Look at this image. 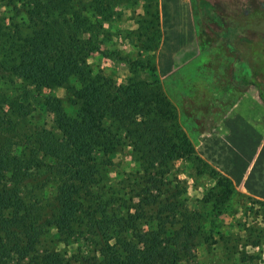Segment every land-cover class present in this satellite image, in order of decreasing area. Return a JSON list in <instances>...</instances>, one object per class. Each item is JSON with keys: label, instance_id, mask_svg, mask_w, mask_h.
Instances as JSON below:
<instances>
[{"label": "trees", "instance_id": "trees-1", "mask_svg": "<svg viewBox=\"0 0 264 264\" xmlns=\"http://www.w3.org/2000/svg\"><path fill=\"white\" fill-rule=\"evenodd\" d=\"M125 1L0 0V254L28 264H264V200L199 155L160 89L157 1L134 31V57L101 50L104 23ZM198 6L211 9L207 0ZM94 50L125 60L132 75L93 67ZM250 72L262 90L263 73ZM125 145L140 169L122 204L98 183L99 168ZM187 179L205 183L192 206L182 196ZM47 182L55 184L50 198L31 201ZM165 186L167 195L156 194ZM226 217L236 221L224 228ZM49 228L77 229L81 246L37 252Z\"/></svg>", "mask_w": 264, "mask_h": 264}, {"label": "rangeland", "instance_id": "rangeland-1", "mask_svg": "<svg viewBox=\"0 0 264 264\" xmlns=\"http://www.w3.org/2000/svg\"><path fill=\"white\" fill-rule=\"evenodd\" d=\"M154 1L128 0L120 3L116 8L120 12L119 16L104 23L107 35L101 50L119 51L134 57L140 50L133 45L136 40L134 31L145 24L149 18L146 5H153ZM156 1L161 37L155 50L154 64L160 79L159 86L175 105L178 121L192 143L198 133L215 131L220 134L228 133L230 129L236 134L245 133L246 138L257 140L259 136H264V88L258 89L259 84L250 72L255 70L264 75V0H207L211 9H207L205 14L199 8L198 0H190L187 10L182 7L181 1H177V7L173 8L179 9L175 16L171 14L174 23L170 24L167 20L162 24L160 2ZM183 11L186 18L182 15ZM231 28H234V34L230 31ZM200 40L204 42L201 43ZM242 41L247 43L244 49L241 48ZM241 52H244L248 59L238 60V54ZM88 61L93 67L99 66L105 72H111L121 78L132 75L125 60L116 58L114 53L103 57L101 52L94 50L90 53ZM242 61H245L244 66L241 65ZM233 69L235 81L231 80ZM138 72H142V69ZM141 76L147 77V74L141 73ZM241 78H245L248 83L240 84ZM48 94L49 92L43 91L40 96ZM55 94L64 97L62 89H56ZM246 99L249 104L234 107V102L240 103ZM235 111H238L240 116L234 115ZM224 121L228 124L226 128ZM229 139H232V135ZM247 151H250L249 148L246 149V156L247 153L250 154ZM130 152L129 146L125 145L113 155L110 163H104L99 168V186H102L107 194H111L113 188L115 202L122 204L131 194L133 172L140 169L139 161ZM262 152L264 153V148ZM173 169L178 168L176 166ZM182 170L183 168L177 170L178 178H187ZM191 182L187 179L186 192L182 193V196L189 199L190 206L202 196V187L205 186V183H199L193 187ZM210 184L211 182H207L206 187ZM54 186L53 182H47L35 191V197L31 201H46L53 193ZM165 188L166 186L162 187L158 191L160 193L156 194L165 192L167 195ZM237 190L241 191L238 188ZM241 192L252 196L245 191ZM29 195L31 193L26 196ZM236 219L226 217L224 228H227V224H234ZM76 232L63 234L49 228L42 234L37 252L45 249L77 251L81 243L78 242L80 237ZM198 248L204 256L205 247L198 245ZM0 264L28 263L15 261L9 253H1Z\"/></svg>", "mask_w": 264, "mask_h": 264}, {"label": "crops", "instance_id": "crops-1", "mask_svg": "<svg viewBox=\"0 0 264 264\" xmlns=\"http://www.w3.org/2000/svg\"><path fill=\"white\" fill-rule=\"evenodd\" d=\"M177 1H181L182 7L186 8V10L188 9L190 0H159L162 24L166 20L169 24L173 22L171 14L175 16L179 9L173 8L177 7ZM182 15H184V11ZM184 17L186 18L185 15ZM240 104L247 105L249 102L246 99L240 103L236 101L233 105L235 107ZM237 112L235 111L234 115L240 116ZM227 126L228 124L226 123L225 128ZM227 132H221L220 134L215 133V131L198 133L193 140L197 152L215 168L228 176L235 188L237 187L241 191L264 200V153L262 152L264 148V136H259L256 140L251 137L246 138L245 133L241 135L238 132L236 134L231 129ZM231 135L232 139L230 140L229 137ZM247 146H249L250 150L247 152L250 154L248 155L247 153L246 156ZM232 148L235 149L232 150Z\"/></svg>", "mask_w": 264, "mask_h": 264}]
</instances>
